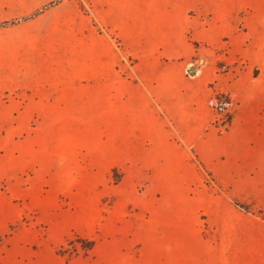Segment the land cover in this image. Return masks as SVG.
Segmentation results:
<instances>
[{
    "label": "crops",
    "instance_id": "0c3cea01",
    "mask_svg": "<svg viewBox=\"0 0 264 264\" xmlns=\"http://www.w3.org/2000/svg\"><path fill=\"white\" fill-rule=\"evenodd\" d=\"M90 1L87 15L67 0H0V92L25 93L27 114L85 116L80 130L107 131L96 146L129 182L147 170L141 195L149 199L135 198V186L124 193L133 195L139 220L132 243L141 251L130 264H264V221L237 203L251 207L264 195V105L235 106L231 127L218 132L205 114L212 111L202 76L208 62L193 75L190 61L186 76L179 68L194 55L187 36L212 47L225 40L233 56L264 67V0ZM249 4L240 30L237 14ZM207 7L208 21L199 19ZM106 31L123 37L140 68L135 75L119 73L124 58ZM184 77L193 83L197 128L185 129L165 104ZM260 81L247 82L242 97L264 99ZM116 252L115 264H123Z\"/></svg>",
    "mask_w": 264,
    "mask_h": 264
},
{
    "label": "rangeland",
    "instance_id": "374dc122",
    "mask_svg": "<svg viewBox=\"0 0 264 264\" xmlns=\"http://www.w3.org/2000/svg\"><path fill=\"white\" fill-rule=\"evenodd\" d=\"M60 1L63 0H55ZM67 1L90 14V0ZM250 6L245 5L237 14L240 30L245 29L243 24L251 12ZM205 9L207 13L199 14V19L208 21L211 9ZM195 13L192 9L187 16L191 18ZM105 34L120 53L119 58H124L117 65L119 73L135 75L140 68L135 56L124 48L123 37L116 32ZM185 40L194 55L184 63L179 60L182 76L187 75L188 61L191 67L204 57L203 64L207 61L208 65L202 76L207 79L209 96L231 94L237 109L246 105L247 99L251 104L264 105V99L255 103L248 95L242 97L245 84L251 80H261L257 84L264 87V67H252L239 54L233 56L225 40L218 47L202 41L191 44L189 36ZM222 53L223 64L217 61ZM171 64L163 67L165 75L172 70ZM148 70L143 68V73ZM184 78L176 85L177 97L165 104L174 105L171 113L176 114L185 129L188 125L197 128L200 113L196 106L192 108L193 83ZM222 78L223 86L217 83ZM26 100L27 95L20 91L0 92V264H115L116 250L123 264L138 259L141 244L132 243L138 229V212L129 201L133 195L124 193L129 191V185L135 186V198L148 200L150 196L141 195L151 181L147 170L143 178L129 182L124 178L122 165L106 161L102 151L107 148L96 146L97 141H106L107 131L80 130L79 119L85 116L27 114L21 111ZM205 114L216 131L224 134L231 127L232 123L220 126L213 111L206 109ZM166 116L171 122L168 114L163 118ZM100 118L105 117L101 114ZM260 168L264 169V165ZM236 198L240 196H232L233 200ZM237 203L264 221V195L255 196L251 207Z\"/></svg>",
    "mask_w": 264,
    "mask_h": 264
},
{
    "label": "built area",
    "instance_id": "2783aa9c",
    "mask_svg": "<svg viewBox=\"0 0 264 264\" xmlns=\"http://www.w3.org/2000/svg\"><path fill=\"white\" fill-rule=\"evenodd\" d=\"M221 70L223 71V67ZM208 104L212 109L215 118L220 123L219 125L222 127L223 125L229 126L235 110L234 97L231 94H223V92L214 93L209 98Z\"/></svg>",
    "mask_w": 264,
    "mask_h": 264
},
{
    "label": "water",
    "instance_id": "95a60500",
    "mask_svg": "<svg viewBox=\"0 0 264 264\" xmlns=\"http://www.w3.org/2000/svg\"><path fill=\"white\" fill-rule=\"evenodd\" d=\"M205 58L204 57H201L199 58L198 62L193 64L188 70H187V73L190 74V75H193L199 68L200 65L203 64Z\"/></svg>",
    "mask_w": 264,
    "mask_h": 264
}]
</instances>
